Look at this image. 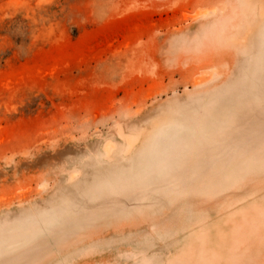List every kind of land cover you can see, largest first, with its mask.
Returning a JSON list of instances; mask_svg holds the SVG:
<instances>
[{"label": "rangeland", "instance_id": "1", "mask_svg": "<svg viewBox=\"0 0 264 264\" xmlns=\"http://www.w3.org/2000/svg\"><path fill=\"white\" fill-rule=\"evenodd\" d=\"M0 264H264V0H0Z\"/></svg>", "mask_w": 264, "mask_h": 264}]
</instances>
